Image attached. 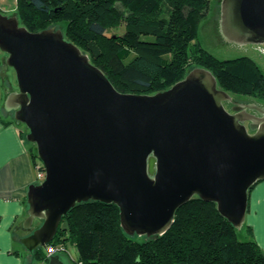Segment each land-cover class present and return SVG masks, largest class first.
I'll return each instance as SVG.
<instances>
[{"label":"water","instance_id":"obj_1","mask_svg":"<svg viewBox=\"0 0 264 264\" xmlns=\"http://www.w3.org/2000/svg\"><path fill=\"white\" fill-rule=\"evenodd\" d=\"M220 10L224 41L264 44V0H222ZM0 50L18 89L4 109L26 126L45 169L27 190L22 227L40 224L18 238L24 248H45L69 210L88 201L116 204L130 236L163 235L196 196L242 227L249 191L264 180L263 108L234 102L230 112L232 95L204 67L167 90L121 93L62 29L34 32L17 14L0 12ZM47 264L66 263L51 255Z\"/></svg>","mask_w":264,"mask_h":264},{"label":"trees","instance_id":"obj_2","mask_svg":"<svg viewBox=\"0 0 264 264\" xmlns=\"http://www.w3.org/2000/svg\"><path fill=\"white\" fill-rule=\"evenodd\" d=\"M210 1L17 0L16 14L34 32L64 22L65 39L87 53L121 93L166 90L197 66L209 69L218 87L232 95L264 99V73L251 56L223 60L193 42ZM120 25L122 33L107 34ZM31 157L39 165L35 148ZM59 226L52 243L73 242L77 255L71 264H264L250 226V236L239 239L216 204L198 196L178 208L161 236L125 234L116 204L100 201L76 205ZM30 252L34 261L48 262L46 250Z\"/></svg>","mask_w":264,"mask_h":264},{"label":"crops","instance_id":"obj_3","mask_svg":"<svg viewBox=\"0 0 264 264\" xmlns=\"http://www.w3.org/2000/svg\"><path fill=\"white\" fill-rule=\"evenodd\" d=\"M10 91L12 89H6L2 99ZM23 133L22 126L14 122L2 104L0 108V264H45L34 261L31 252L24 248L18 239L29 232L22 227L23 220L27 217V190L30 184L38 181L37 169L31 157L34 147L28 144L26 134ZM247 206L246 219L242 227L250 226L252 240L256 241L264 251V180L256 183L249 191Z\"/></svg>","mask_w":264,"mask_h":264},{"label":"rangeland","instance_id":"obj_4","mask_svg":"<svg viewBox=\"0 0 264 264\" xmlns=\"http://www.w3.org/2000/svg\"><path fill=\"white\" fill-rule=\"evenodd\" d=\"M221 1L222 0H211L210 1L206 15L199 22L200 24H199V28L197 32L198 34L197 40H194L193 42L197 41L200 44V46H203L212 55L214 54L216 57H219L220 59H223V60H225V58L251 56L256 61L258 67H260L264 73V44H259V45L251 44V43L233 44V43H228L222 39V36L218 30V25H219L218 20H219L220 12H221L220 10ZM0 5H2L1 6L2 8H0V12L2 14L8 15V16H12L16 14L17 0H0ZM64 25H65L64 22H57V23H52L50 26H54L56 29H62L63 31ZM123 31H124V26L120 25L119 28L109 29L107 34H111V33L120 34ZM149 39H153V37H149ZM6 57H7V54L3 53L0 50V97H1L0 108L4 102L3 101L4 98L2 99V97L6 89L7 90L12 89V91L18 90L17 89V77H16L14 69L12 67H7L4 71H2V68H3L2 64H4ZM193 67H197V66H193ZM193 67L188 68L186 71V74L180 79H183L188 74V72L191 71V68ZM146 94H154V93H146ZM232 98L236 102H240V103L253 102L255 104H258L261 108H264V99H258V97H255L252 95L243 96V95L238 94V95H232ZM225 108L228 109V107L226 106ZM10 115L13 118V113H10ZM20 125L22 126V130L24 132L23 134H26L28 131L26 126L24 124H20ZM28 144L30 146H33L36 149V146L33 143L32 144L28 143ZM39 224H40V220L36 219L32 226L33 229H35V227L38 226ZM32 230H29L28 234ZM238 237L241 240L247 239V233H246L245 226L238 229ZM59 244H61V241L57 243V245ZM65 247L68 249V251H66L65 249L64 250L61 249L55 254H58L60 252L66 253L67 258L64 260L66 264H71V260L77 255V251L74 248L73 242H71V244L70 243L66 244ZM42 249L44 251L46 250L44 248Z\"/></svg>","mask_w":264,"mask_h":264},{"label":"built area","instance_id":"obj_5","mask_svg":"<svg viewBox=\"0 0 264 264\" xmlns=\"http://www.w3.org/2000/svg\"><path fill=\"white\" fill-rule=\"evenodd\" d=\"M35 169H37L38 182L43 181L45 177V169L42 167L41 162L39 163V165L35 166ZM44 249H46L47 258L51 255H55V253L61 249L63 250L65 249L66 251H68V249L63 244L57 245V244H53L52 242H50Z\"/></svg>","mask_w":264,"mask_h":264},{"label":"flooded vegetation","instance_id":"obj_6","mask_svg":"<svg viewBox=\"0 0 264 264\" xmlns=\"http://www.w3.org/2000/svg\"><path fill=\"white\" fill-rule=\"evenodd\" d=\"M234 102H235V103H238V102H236V101H234V100H233V102H228V101H227V102H224V105H225L226 107H228V110H229L230 112H232V113H233L234 111L231 110V107L234 105ZM239 103H240V102H239ZM250 103H253V102H250ZM250 103H246V104H250ZM257 105H258V104H257ZM258 106H259V105H258ZM259 107H260V106H259ZM263 109H264V108H263ZM246 111L249 112V113L251 112V113L258 114V113H256L255 110L252 109V108H250V109H246ZM7 112H9V113H13L12 111H7ZM245 124L247 125L248 122H246Z\"/></svg>","mask_w":264,"mask_h":264}]
</instances>
